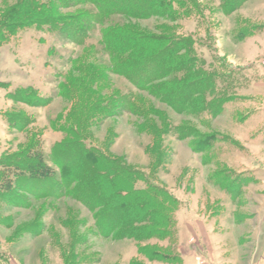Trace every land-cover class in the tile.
<instances>
[{
  "label": "rangeland",
  "instance_id": "1",
  "mask_svg": "<svg viewBox=\"0 0 264 264\" xmlns=\"http://www.w3.org/2000/svg\"><path fill=\"white\" fill-rule=\"evenodd\" d=\"M151 1L134 2L145 8ZM132 2L121 4L130 7ZM24 3L0 0V24ZM171 4L165 15H113L102 25L87 24V40L79 44L76 30L87 23L80 24L82 11L93 6L59 2L57 17L68 22L67 32L27 26L0 44V169L3 162H17L34 148L45 155L48 185L56 182L60 190L64 186L50 196L24 188L3 193L1 264H264V115L259 111L264 101L250 96L256 93L254 76L218 56L216 0ZM113 24L146 39L189 40L197 67L202 65L213 77L209 81L228 87L229 93L236 83L237 98L224 101L218 115H201L185 107L186 88H168L165 97L158 92L172 83L161 76L165 65L144 69L142 75L159 77L145 87H139L142 75L131 81L113 72L115 56L102 46L104 28ZM200 86L194 83L192 92L199 93ZM29 87L37 91L39 102L22 100L21 90ZM118 95L131 100L132 111ZM72 135L126 170H141L139 189L156 183L173 195L176 202L163 204L172 222L147 235L124 232L116 221L127 215L126 203L109 196L110 208L102 219V206L79 198L83 193L87 200L103 195L86 188L98 184V177H84L82 184L85 159L76 147L60 151L65 166L55 162L60 157L53 155L54 148L64 139L73 141ZM205 139L212 143L203 149L200 142ZM73 159L79 162L76 177L67 184L65 170ZM250 170L257 181L249 183ZM127 207L129 211L133 205Z\"/></svg>",
  "mask_w": 264,
  "mask_h": 264
},
{
  "label": "trees",
  "instance_id": "2",
  "mask_svg": "<svg viewBox=\"0 0 264 264\" xmlns=\"http://www.w3.org/2000/svg\"><path fill=\"white\" fill-rule=\"evenodd\" d=\"M24 1L25 3L19 11H14L6 18L4 23L0 24V44L8 39V35H13L27 26H35L36 28L47 31L67 32L69 27L68 22L62 21L57 17V3L59 2H61L63 6H70L75 3L77 5L91 4L93 6V8L89 10L86 9L82 11L86 20L82 19L80 24L83 25L84 22L87 23L83 25L81 29L77 27V29L82 31L81 34L80 31L78 32L77 30V33H75L76 37L73 34L79 44H84L87 40V24H91V26L102 25L113 15H131L134 17H148L152 14L165 15L168 14V8L172 6V0H152L151 3L148 2V4L150 3L149 6H145V8H142L143 5H136L134 2L135 0H133L130 7H124V5L121 4L126 0ZM144 1L147 2V0H139V3ZM246 1L247 0H222L220 8L224 13L230 14L240 8ZM24 5L26 7H24ZM104 29L102 46L110 55L115 56L113 72L120 73L128 77L131 81H135L134 77L141 76L144 69H149L152 66L151 70H154L157 66L160 67L165 65L162 69L163 73L161 76L170 78L172 83L165 84L168 86H162V89L160 91L158 90V92L165 97V95H169V92L166 90L168 88L173 92L177 91L179 88H186L188 91V99L184 100L185 107L201 115L207 111L212 114H217L222 111L224 101L237 98L236 83L233 82L234 86L232 87V92L229 93L228 87L218 88L217 85L209 81L213 77L208 75L209 73L202 68V65L201 67H197L199 61L196 59V56L193 57L191 55L194 48L189 40L179 37H169V39H146L127 28V26L125 27L117 24L110 25ZM78 35L80 36L78 37ZM219 57L222 58L221 56ZM223 62L230 65L226 62L225 58H223ZM240 69L243 70L245 68L240 67ZM145 74L141 76L144 82L143 85L139 83V87H145L159 78L158 76L150 77V75L147 76ZM218 76L219 75H216V79ZM194 83L201 84L199 93L192 92L191 87ZM239 89L240 88H238V90ZM36 92L37 91L32 87L24 88L20 92L24 95L21 98L26 102H39L41 97ZM206 95H208L209 98L212 97V99H207ZM30 97H34L35 99H30ZM116 99L120 100V95L116 96ZM120 101L126 106V109L128 108L132 111L133 104L130 99L124 98ZM109 102L110 101L106 100L105 103L109 104ZM11 122L12 121H9L10 124ZM13 124L14 122H12V125ZM68 130L69 132L71 131V129ZM71 133H73V131ZM71 137H73V141L69 138L64 139L62 143L54 148L53 155H59L61 153L60 151L64 152L67 149L73 148V146L76 147L79 151V157L85 159L82 163L83 166L85 165L86 172L80 175L81 182L84 180V177H90V175L98 177V184L91 182L86 185V188H97L98 192L103 195L100 199L93 195L87 200L83 196V193L79 198L84 200L86 204H93L95 207L98 205L102 206V215H100L103 217L102 219H105L106 213L110 208L107 204V196H109L108 198L113 200V202L120 201L121 203H126L123 205L125 206L123 214L126 210L127 215L117 216L116 221V223L123 224L124 232L135 231L136 234L147 235V233L153 231L152 228L159 227L160 225L168 226V224L172 222L171 217L165 212L163 204L171 205V202H176L173 195L170 193V195H167L166 193L168 191L156 183H154V186L150 184L152 187L147 184L144 189H139L136 183L143 181L141 170H139V172L135 170L131 171L130 169L126 170L124 167L116 164L113 159L105 157L97 148L84 145V140L78 137L75 138L74 135ZM210 143H212L211 139L201 141V148L204 149V147L209 146ZM59 157L60 158L56 157L57 160L55 162H57L59 166H63L64 161L67 159H65L64 153L59 155ZM44 159L45 155L42 151H36L34 148H31L27 155L18 156L17 162H3L2 168L0 169V197H3V193L6 192H8V195L14 194L17 189L19 190L21 188H24V190L29 193H36L41 196H50L53 195L54 192L63 191L64 186L60 190V185H57L56 182L55 184L52 183L48 185L50 183L49 179L51 178L50 175H48L49 167L44 163ZM78 163L77 159H73V161L70 162V168L68 167V169L65 170L67 184H71L73 178L76 177L75 165H78ZM92 166H95V169ZM248 180L249 183H251L252 180L257 181L252 170L248 173ZM47 188L48 191L46 192L45 189ZM64 191L68 193L70 190L64 189ZM136 194H139V198ZM144 194L146 196H144ZM95 201H97V203ZM129 204L133 205V207L131 210L127 211V205ZM103 223L105 227L109 226L106 225L105 221H103ZM143 223L147 224L143 226L141 225ZM133 224H137L136 227H134ZM111 227L113 228L114 225Z\"/></svg>",
  "mask_w": 264,
  "mask_h": 264
},
{
  "label": "crops",
  "instance_id": "3",
  "mask_svg": "<svg viewBox=\"0 0 264 264\" xmlns=\"http://www.w3.org/2000/svg\"><path fill=\"white\" fill-rule=\"evenodd\" d=\"M221 1L215 4L217 53L254 76L256 93L250 96L264 101V0H247L230 14L221 11ZM259 111L264 115V106Z\"/></svg>",
  "mask_w": 264,
  "mask_h": 264
}]
</instances>
